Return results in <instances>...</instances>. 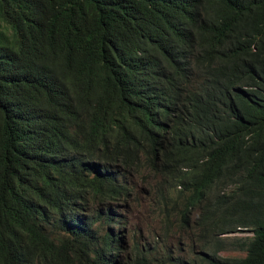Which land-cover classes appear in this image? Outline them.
<instances>
[{
  "label": "trees",
  "instance_id": "1",
  "mask_svg": "<svg viewBox=\"0 0 264 264\" xmlns=\"http://www.w3.org/2000/svg\"><path fill=\"white\" fill-rule=\"evenodd\" d=\"M0 264H264V0H0Z\"/></svg>",
  "mask_w": 264,
  "mask_h": 264
},
{
  "label": "rangeland",
  "instance_id": "2",
  "mask_svg": "<svg viewBox=\"0 0 264 264\" xmlns=\"http://www.w3.org/2000/svg\"><path fill=\"white\" fill-rule=\"evenodd\" d=\"M144 180H159L145 172L142 174ZM160 182V190L158 196L151 198V193L141 181H137V186L134 190L137 200L131 204L129 213L130 224L132 229L139 230L144 236L153 239L156 235L162 233V210L159 205V193L168 191V200L166 201L169 210L170 226L174 227L181 219L182 208L184 202L182 195L178 189L167 190L168 184L166 181ZM168 244L170 246L173 258H178L180 255L184 257L185 251L189 246L186 241V232L180 229L173 228L168 235ZM223 257H242L243 253L239 252H223L220 254ZM191 259V258H190Z\"/></svg>",
  "mask_w": 264,
  "mask_h": 264
},
{
  "label": "water",
  "instance_id": "3",
  "mask_svg": "<svg viewBox=\"0 0 264 264\" xmlns=\"http://www.w3.org/2000/svg\"><path fill=\"white\" fill-rule=\"evenodd\" d=\"M200 255L203 257H207V254H205V253H200Z\"/></svg>",
  "mask_w": 264,
  "mask_h": 264
},
{
  "label": "clouds",
  "instance_id": "4",
  "mask_svg": "<svg viewBox=\"0 0 264 264\" xmlns=\"http://www.w3.org/2000/svg\"><path fill=\"white\" fill-rule=\"evenodd\" d=\"M200 253H204V252H200ZM200 253H199V254H200ZM205 254H206V253H205Z\"/></svg>",
  "mask_w": 264,
  "mask_h": 264
},
{
  "label": "bare ground",
  "instance_id": "5",
  "mask_svg": "<svg viewBox=\"0 0 264 264\" xmlns=\"http://www.w3.org/2000/svg\"><path fill=\"white\" fill-rule=\"evenodd\" d=\"M118 225V224H117Z\"/></svg>",
  "mask_w": 264,
  "mask_h": 264
}]
</instances>
